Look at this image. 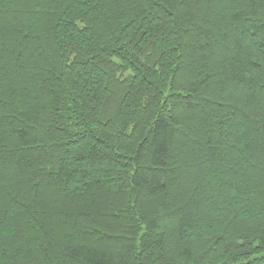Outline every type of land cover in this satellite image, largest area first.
<instances>
[{
  "label": "trees",
  "instance_id": "16d2710c",
  "mask_svg": "<svg viewBox=\"0 0 264 264\" xmlns=\"http://www.w3.org/2000/svg\"><path fill=\"white\" fill-rule=\"evenodd\" d=\"M0 264H264V0H0Z\"/></svg>",
  "mask_w": 264,
  "mask_h": 264
}]
</instances>
